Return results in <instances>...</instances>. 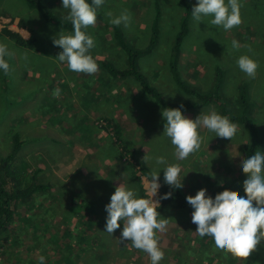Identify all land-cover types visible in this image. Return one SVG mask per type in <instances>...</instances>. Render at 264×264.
Masks as SVG:
<instances>
[{"label":"rangeland","instance_id":"374dc122","mask_svg":"<svg viewBox=\"0 0 264 264\" xmlns=\"http://www.w3.org/2000/svg\"><path fill=\"white\" fill-rule=\"evenodd\" d=\"M189 1L191 6L196 3V0ZM159 4L162 8L156 0H110L109 6L103 4L100 10L104 12V22H100L99 27L95 26V31L88 33L94 41V52H97L99 42L101 45L114 38L113 33L117 26L108 23L105 13L111 11L115 16L126 9L131 15V21L128 27L123 25L118 27H122L130 36L142 29L143 37L135 43L134 47L144 49L150 45L154 16L162 9L163 17L158 20L161 29L158 46L148 54L151 57H146L141 62L139 69L151 80L152 85L167 102L196 101L198 97L195 94L186 92L176 84L169 61L170 48L174 47L181 26L183 14L181 11H185V8L179 0H159ZM28 5L30 6V2L25 0H0V31L10 30L26 40L29 39L31 32L28 26L21 25V19L24 18L35 29L36 37L40 41L41 36L48 32L46 22L40 9L37 8L36 12L31 11ZM240 5L241 23L228 31L208 24L210 19L208 17L203 18L200 23L192 20L189 35L181 46L178 67L184 82L194 87L199 86L205 94H210L209 97L216 88L215 82L221 70L222 87L218 90L223 93L229 107L240 110L250 105L253 112L250 113L248 110V116L255 125L264 126V0H240ZM47 7H50L55 16L64 18L63 11H57L52 3ZM59 32L57 30L54 36ZM54 36L49 37L50 43L47 40L45 43L42 39L34 50L19 48L11 39H0V42L8 45L12 53L6 58L10 65L9 73L6 75L0 73V133L7 131L9 125L15 123L11 129L20 130L22 139H27L28 136L40 138V142L27 145L36 146L35 148L40 150L26 155L30 166L23 174L30 176L36 169L42 167L44 170L45 168V172L40 173L37 179L53 185L50 192L36 194L28 204V206H35L33 211L48 205L49 212L44 213L43 208H40V214L33 217L30 223L16 222L17 228L24 229V232L22 231L24 236L18 238L23 248L14 250L13 245H9L8 242L14 243L13 240L6 241L7 246L3 248L11 250L12 257L26 256L29 260L26 264H31V260H39L43 254L47 257L45 264H150L146 253L131 247L128 241L122 243L119 240L123 227L122 221L121 227L113 234L104 232L106 217L104 206L109 202L115 187L119 184L126 187L133 186V181L129 180V177L133 173L141 174L139 168L140 165H146L142 161L146 153L163 155L168 164L179 165L181 178L186 176L182 181L183 188L177 190H181L186 196L195 195L200 188L194 190L193 187L203 179L209 180L215 177L217 182H220L222 179L236 180L240 175L241 180H244L246 177L240 172L239 164L244 159L242 144L247 141L244 138H238L237 135L241 132L240 127H236V135L229 143L220 141L214 133L201 128L198 131L204 140L200 148L185 160H176L169 138L162 136L164 121L161 117V109L163 107L154 99L143 97L138 84L133 85V95L126 98L128 103L106 102L104 99L100 100L102 96L94 95L99 100L88 105L87 101L91 96L84 89H79L78 73L69 71L66 63H60L55 59L61 49L53 46ZM233 39L239 42V49L231 48ZM114 47H117L116 43ZM245 49L247 52L244 51ZM115 53L112 51L110 57L115 59ZM94 54L97 59L98 57L100 60L104 59L102 55ZM239 58L247 59L256 65V72L251 80L237 73L235 64ZM55 69L61 71L67 84L63 93L65 96L63 103H66L69 111L66 110L67 113L63 114L72 118L67 120V125L52 124L42 116L45 111L43 106L45 92L56 89L51 80L56 76L53 71ZM120 91L131 90L120 86L113 88L111 94L115 95ZM243 99L247 105L243 103ZM210 108H214L218 113L222 110L219 104L212 103L206 108L182 113L189 119H195L202 111L206 113ZM79 110L83 112V115L91 110L95 113L109 112L123 123L124 141L132 152V156L128 159L137 165V169L121 163L118 146L117 148L113 146L115 139L106 129L104 122L95 123L94 131L98 133V137L92 142L87 135H83L82 138L76 134L78 129L76 127L72 129V127L77 124L74 114ZM150 121V127L153 128H147V132L143 131L144 126ZM69 126H71L70 129ZM9 143L8 140L7 147ZM95 143L98 144L96 147H94ZM225 148L228 149L227 157ZM0 151L2 155H7L5 144L1 141ZM27 151L29 150H22L20 155H24ZM39 162L44 163L39 164ZM14 166L17 168V163ZM149 166L157 172L161 168L152 162ZM159 175V182L162 185L164 184L163 170ZM141 177L147 199L151 200L153 195L150 191L151 181L142 175ZM241 180H239V187L244 195ZM66 185L94 203V217L92 216L94 222L89 227L85 226L88 216L72 218L67 222L69 203L68 194L65 196L64 193L67 190ZM214 186L219 187V185ZM135 191L137 193L136 189ZM159 191L160 188L153 197L154 200H157ZM230 191L231 194L238 195L236 188ZM137 195L140 197L138 193ZM158 206L159 204L155 205V207ZM52 207L53 210L56 209V212L52 213L50 209ZM18 209H21V206ZM191 213L192 208L188 206L183 212L167 209L161 214L162 216H158V219L167 218L168 220L166 230L157 233L158 247L164 252V258L160 264H179L180 262L181 264H210L208 260L199 262L200 257L207 258L208 252L205 253V246H209L211 241L207 239L202 240V243L194 241L197 236L195 232L197 226L191 222ZM45 222H48L49 227L52 228L48 234L45 232L47 229ZM66 230L70 232V237L66 236ZM56 233L62 235L65 241L61 240L59 243ZM2 237L4 238V234ZM80 248L84 249L82 257L75 259L72 255H77L76 252ZM182 249L186 250L181 252ZM176 252H180L181 256ZM260 252V258H263L264 242L251 254L259 255ZM223 253L226 254V258H235L228 252ZM236 259L242 262V258L236 257ZM212 264H217V260Z\"/></svg>","mask_w":264,"mask_h":264},{"label":"trees","instance_id":"16d2710c","mask_svg":"<svg viewBox=\"0 0 264 264\" xmlns=\"http://www.w3.org/2000/svg\"><path fill=\"white\" fill-rule=\"evenodd\" d=\"M25 1L30 2V6H28L31 8V11L34 10L36 12L37 8L41 11V15L43 16L48 29V32H45L41 36V40L44 39L45 43L47 41H49V43L51 42L49 37L54 36L57 30L60 32H71L72 26L71 23L65 19V17L67 16V10L61 8V0H40V4L38 3V0ZM179 1L181 5L185 8V11H181V13H183L181 16V26L176 36L175 45L174 47L170 48L169 52L171 73L177 85L182 87L186 92L190 94H195L198 97L196 101H186L180 103L167 102L162 97L157 88L152 85L151 80L148 79L145 74H142L139 69L142 64L141 62L146 57H151L148 54L155 47L158 46V37L161 33L158 20L163 17L162 9L159 10L158 13L154 16L153 24L151 26L150 45L148 47L144 49L137 48L136 46L134 47L135 43L140 41L143 37L142 29H139L136 34H131L130 36V34H127L122 27L117 26L114 29V38H112L110 42L106 41V43L103 42L101 43V45L99 42L97 52H94V47L90 49V54L97 63L98 69L94 74L91 75L86 73H78L77 82L80 86L79 89H84L86 93L91 96V98L87 101L88 105L96 100H99L94 95L102 96L100 100L104 99L106 102L120 101L128 103L126 101V98L128 99L130 95H133V85L135 84L139 85V89L141 90L143 97L154 99L163 108L182 107V112H186L189 110L206 108L212 103H217L222 107V110L219 114L223 115L227 119L229 124H235L236 127H240L241 132L237 136L239 139L244 138L247 141L246 143L244 142L242 144L244 159H246L248 156L252 155L256 151L264 153V126H262V124H260L259 126L255 125L251 117L248 116V110L250 113L253 112V110L250 109L252 108L250 105H248L247 108H242L240 110L229 107L227 101L224 100L223 93L218 90L222 87L221 80H223V74L221 73V70L218 73V78L215 82L216 88L211 93V97H209L210 94H205L203 90L199 88V86L194 87L191 84L182 80L178 63L180 62L182 43L190 32V25L193 20L191 17V9L193 6H191L192 4L189 0ZM109 2L110 0H104L103 4H108L109 6ZM156 2L161 7V4H159V0H156ZM51 3L53 7L57 9V11H63L64 18L60 16L59 18L51 12L50 7H47V5H50ZM102 5L98 8L97 20L95 25L91 27L89 26L88 31L86 29L87 34L89 32L95 31L94 27H99L100 22H104V12L100 10ZM39 6H41L42 10L41 8H39ZM105 9H107V7ZM21 25L28 26L31 32V36L29 39L26 40L18 33L6 29L0 31V39H11V41H13L16 46L22 49H36L37 44L41 40L39 41L36 37L35 29L32 28L29 22L24 18L21 19ZM114 43H116V46L118 48L114 47ZM54 51L57 52V50ZM112 51L116 52L115 59L110 57V53H112ZM43 52L47 54L45 51ZM94 53L102 55L104 59L100 60L99 57L97 59ZM59 69L61 70V68ZM59 69L53 70L56 73V76L51 79L52 85L56 88L55 90H59V95H53V92L55 90H50L48 93L45 92V100L43 103L45 111L42 116L43 119L50 121L52 124L67 125V120H72V118L63 114L67 113L66 110L69 111V108L65 105L66 103H63L65 98V96H63V93L67 84L65 82L64 76L60 73L61 71H59ZM34 75H36V73H34ZM219 82L220 84H218ZM120 86H123L125 88L128 87L131 91H120L116 93L117 95H115L117 96V100L116 96L111 94V91L113 88ZM200 90L202 91V93ZM243 103L247 105V102L244 99ZM82 113L83 112L79 110L74 114V120L77 122V124L76 126L72 127V129H74L75 127L78 129L76 134H78L82 138L83 135H87L88 139L92 142L98 137V133L94 131L95 123L104 122L106 129H108L113 134L112 138L115 139L113 146L116 148L118 146L117 150L121 163L127 165L128 167H131L132 169H137V165L135 163H132L130 159H128V157L132 156V152L124 141L123 123L117 120L109 112L95 113L93 110H91L88 111L86 115H83ZM14 124L9 125L7 131L5 130L6 132L3 131L2 133H0V141L5 144V149L7 150L6 156L2 155V152L0 151V264H26V261L29 262L26 256H22V258L19 255L17 257L10 256L11 250H7L3 248V246H7L6 241L13 240L15 241L14 243H12V241L8 242L9 245H13L14 250L18 251L19 249L23 248V244L18 241V238L24 236L22 233V231L24 232V229L17 228L16 222L23 221L25 224L30 223L33 217L37 216V214H40V208H43L42 211L44 213H48V205H43L39 209L33 211L35 206H28V204L31 200H33V197L36 194L48 193L52 190L53 186L49 182H41L37 179L40 173L45 172V168L44 170L42 169V167L40 169H36L34 174L30 176H26L23 174V172H25V170L30 166L26 155L40 150L39 148H35L36 146L27 145L31 143H38L41 140L40 138H33L30 136H28L27 139H22L20 135V130L14 131V129H11V126L13 128ZM150 126L151 121L150 123H147L142 130L147 132V128H153ZM70 128L71 126H69V129ZM8 140L10 143L7 147L6 143ZM97 145L98 144L95 143L94 147H96ZM24 149L29 151H27V153H25L24 155H20L22 150ZM227 154L228 149L225 148L226 157ZM19 156H23V158H19ZM16 163L18 165L17 168L14 166L16 165ZM43 163L44 162H39V164ZM139 171L141 172L140 175L133 173L131 177H129V180L131 179L133 181V186H131V188L136 189L137 193L141 198L147 199L146 192L143 188L141 175L146 177L147 180L151 181V174L152 171H154V168L150 166L148 167L146 165H140ZM239 180H241L240 175L237 176L236 180L222 179L220 182H217L215 177L209 180L203 179V181L195 185L193 189L196 190L199 188H205L207 190L206 195L209 198H215L225 192L231 194L232 192L230 191V189L232 188H236V193L238 195H242L241 187H239ZM242 183L243 180H241V185ZM214 185H219V187H215ZM169 191L173 193L170 198L160 199V197L164 193H167ZM64 193L65 196L66 194H68L67 198L69 203V217H67V222H69L72 218H82L84 216H88V221L85 226L89 227L91 224H93V213L95 210L94 203H92L90 200H87L81 194H78V192L72 191L70 186H67V190ZM185 197V193H183L181 190L170 188L168 185L162 184L160 187L159 196L157 198V200L159 201V206L156 207V209L158 212H160V214H163V212L167 209H171L172 211L183 212L185 209H187L188 206H190L186 203ZM19 206H21V209H18ZM50 209L52 210V213L56 212V209L53 210V207ZM72 209H74V211ZM44 225L47 228L45 232L46 234H48L52 230V228L49 227L48 222H45ZM2 234H4V238L2 237ZM65 234L66 236L70 237V232H68V230H66ZM55 236L57 237V241L59 243L61 242V240L65 241L64 237H62V235H60L59 233H56ZM194 241L197 243H202V240L199 239L198 236H195ZM83 250L84 249L80 248L76 252L77 255L72 256L75 259H80L83 254ZM185 250L186 249H182L181 252ZM176 253L178 255L181 254L180 252ZM205 253L207 254V258L205 259V257H200L199 262H204L205 260H208L210 264H212L213 261L217 260V264H264V257L260 258L261 252L259 253V255H254L250 253L249 257L242 258V262L240 263L241 260L236 259V257L226 258L225 253L216 252L213 249L211 242L209 246H205ZM43 256L45 257V264V262L47 261V257L44 254ZM31 264H39V260H31ZM179 264H181V262Z\"/></svg>","mask_w":264,"mask_h":264},{"label":"clouds","instance_id":"9594fccd","mask_svg":"<svg viewBox=\"0 0 264 264\" xmlns=\"http://www.w3.org/2000/svg\"><path fill=\"white\" fill-rule=\"evenodd\" d=\"M104 0H61V8L67 10L65 17L71 23V32H59L52 38L54 47L61 51L55 57L60 63H66L69 71L94 74L98 65L90 54L94 47L93 38L86 33L89 26H94L97 20V9ZM240 0H196L191 9L194 21L201 22L208 17V24L231 30L241 23ZM108 23L113 26L128 27L131 21L130 13L125 9L119 15L111 11L105 13ZM232 49H239L237 40L231 41ZM247 52V49L244 50ZM12 55L6 43L0 42V73L8 74L10 65L6 59ZM236 71L245 79L251 80L256 72V65L249 60H236ZM59 95V90L53 92ZM161 117L164 121L162 136L169 138L174 148L176 160H185L191 153L198 150L204 137L198 129L205 128L214 133L220 141L230 142L236 135L235 125H230L227 119L214 108L206 113L201 112L195 119H189L181 108H162ZM142 161L149 167L150 162L161 166L160 170L152 171L150 191L151 200L138 197L135 189L122 184L115 187L104 206L106 212L104 232H113L123 227L119 240L128 241L131 247L142 250L149 257L150 264H160L164 252L158 247L157 233L166 230L167 218L158 219L155 205L158 200L153 197L158 193L161 184L160 171L163 170V183L170 188H183V178L180 176L178 164H168L163 155L145 154ZM239 169L245 175L242 183L244 195L227 192L215 198L206 195V189H199L195 195H187L185 201L192 208L191 222L195 224L199 239L210 240L217 252H228L234 257L247 258L250 253L264 242V153L254 152L243 159ZM189 173V172H188ZM171 191L164 193L160 199H168ZM127 246V243H125ZM45 257H39V264H44Z\"/></svg>","mask_w":264,"mask_h":264},{"label":"water","instance_id":"95a60500","mask_svg":"<svg viewBox=\"0 0 264 264\" xmlns=\"http://www.w3.org/2000/svg\"><path fill=\"white\" fill-rule=\"evenodd\" d=\"M0 175H1V152H0Z\"/></svg>","mask_w":264,"mask_h":264}]
</instances>
